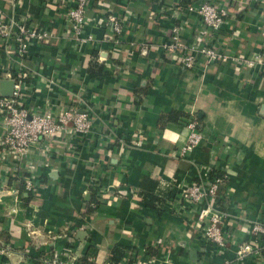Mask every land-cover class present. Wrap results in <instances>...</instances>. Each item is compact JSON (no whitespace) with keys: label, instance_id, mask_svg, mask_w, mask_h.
Listing matches in <instances>:
<instances>
[{"label":"crops","instance_id":"0c3cea01","mask_svg":"<svg viewBox=\"0 0 264 264\" xmlns=\"http://www.w3.org/2000/svg\"><path fill=\"white\" fill-rule=\"evenodd\" d=\"M195 1L92 0L84 35L94 41L80 42L68 32L74 0H0L3 18L14 15L51 33L24 57L26 107L57 114L82 105L81 98L96 121L88 136L56 137L49 156L34 152L18 172L0 162V264H45L68 248L75 261L112 264L118 244L143 264H264V239L260 255L236 257L238 245L252 238L251 221L264 222V67L200 61L187 69L162 50L175 24L184 41H212L199 17L179 8ZM218 2L228 16L213 42L242 56L264 53V0ZM111 14L124 25L120 39ZM94 60L106 73L89 72ZM11 63L0 49V79ZM172 111L201 117L204 138L185 158L178 156L185 124L160 121ZM214 163L229 171L225 248L202 238L196 209L181 197L198 168L208 184ZM28 175L37 191H26ZM149 180L156 181V199L146 203ZM94 193L100 202L88 212Z\"/></svg>","mask_w":264,"mask_h":264},{"label":"built area","instance_id":"2783aa9c","mask_svg":"<svg viewBox=\"0 0 264 264\" xmlns=\"http://www.w3.org/2000/svg\"><path fill=\"white\" fill-rule=\"evenodd\" d=\"M92 0H74V5L68 10V19L71 23L69 34L80 42L94 41L92 35H84L87 22V10ZM179 5V4H178ZM181 10L196 14L201 20L202 28L211 32L212 41L192 42L182 40L181 24L172 25L165 38L159 46L162 50L172 52L178 64L187 69L195 68L200 61L206 63H233L248 67H264V53H254L251 56H242L230 53L218 47L213 41L217 33L224 27L228 9L227 5L220 4L218 0H196L186 5L179 6ZM109 22L113 30L120 39L124 30V25L116 15L109 16ZM51 33L43 28L28 26L25 21L12 15L3 18L0 13V49L8 56V61L14 62L17 66L13 72L9 68L6 70L7 78H14V92L12 96L3 97L0 95V162H8L13 172H18L21 163L27 160L31 162V154L42 152L49 156L54 146L56 137L66 135L69 138L77 135L88 136L95 129L94 110L81 98V104H71L60 113L53 110L42 113L31 112L24 102V88L26 86V76L28 67L24 63V57L29 51L33 42L47 43ZM140 52L145 54L148 44L139 45ZM188 134L185 142L178 151L180 158H185L204 138L199 129V123L195 115H190L185 124ZM114 135V133H111ZM141 141H136L133 146L140 145ZM11 163H10V162ZM196 167H198L195 164ZM215 170L224 171L222 175L212 176ZM196 181L184 185L181 191L182 200L196 209V221L201 230L202 238L217 245L220 248L227 246L224 222L228 216L227 211H223L219 205L221 187L226 185L229 178L227 168L213 164L208 173L209 182L205 184L202 180L198 168ZM33 175L24 178L26 191H37L38 183ZM4 188H0L2 192ZM11 193V192H10ZM252 238L249 241L238 245L236 257L242 259L247 256H257L261 254L262 247L260 240L264 239V222L253 220L250 225ZM71 249L63 252L55 250L46 259L45 264H106L100 263L93 258H88L86 262L75 261L72 258ZM126 264H143L139 259L129 260ZM219 264H231L225 259Z\"/></svg>","mask_w":264,"mask_h":264},{"label":"trees","instance_id":"16d2710c","mask_svg":"<svg viewBox=\"0 0 264 264\" xmlns=\"http://www.w3.org/2000/svg\"><path fill=\"white\" fill-rule=\"evenodd\" d=\"M28 26H30L27 22H25ZM31 27H35V26H31ZM94 56V54H93ZM96 56V54H95ZM13 63H11L12 65ZM13 66V65H12ZM11 71H15L16 70V66L14 64V66L10 69ZM89 72L92 74L94 73L95 75H103L104 73H106V71L104 70V67L102 65H99L97 61H92L89 67ZM190 115L187 114H183L182 112L179 111H172L169 114H166L164 117L160 118L161 123H166L168 121H182L183 124H186L187 121L189 120ZM196 120L199 122L201 120V117L198 115H195ZM224 171L222 170H215L214 172H212V176H217V175H222ZM228 181H226L227 184ZM148 183V184H147ZM146 187L150 190L149 192L146 190L144 192V199L146 203H150V201L152 202L155 198V195L153 193V190L156 187V181L154 180H149L146 182ZM149 186L151 188H149ZM226 185H224L223 187H221V192L224 191V193H220V199H219V205L221 206L223 211H228V205H229V198L226 197ZM152 190V191H151ZM148 196V197H147ZM150 197V198H149ZM100 198L99 196L94 193L93 198L88 202L87 204V211L90 212L91 211V205L92 203L97 204ZM128 247H125L123 245H115L112 249H111V253H110V261L112 262V264H118L124 260L126 261H130L132 262V257L130 256L132 251L129 250ZM80 261L82 262H86L87 261V257L81 259Z\"/></svg>","mask_w":264,"mask_h":264},{"label":"water","instance_id":"95a60500","mask_svg":"<svg viewBox=\"0 0 264 264\" xmlns=\"http://www.w3.org/2000/svg\"><path fill=\"white\" fill-rule=\"evenodd\" d=\"M15 79L1 78L0 79V95L3 97L12 96L14 92ZM264 109V106H263Z\"/></svg>","mask_w":264,"mask_h":264}]
</instances>
